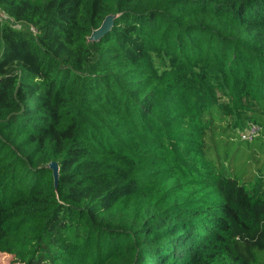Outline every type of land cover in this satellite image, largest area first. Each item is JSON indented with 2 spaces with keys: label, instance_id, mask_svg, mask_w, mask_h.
I'll return each instance as SVG.
<instances>
[{
  "label": "trees",
  "instance_id": "16d2710c",
  "mask_svg": "<svg viewBox=\"0 0 264 264\" xmlns=\"http://www.w3.org/2000/svg\"><path fill=\"white\" fill-rule=\"evenodd\" d=\"M0 12V254L264 264V0Z\"/></svg>",
  "mask_w": 264,
  "mask_h": 264
},
{
  "label": "water",
  "instance_id": "95a60500",
  "mask_svg": "<svg viewBox=\"0 0 264 264\" xmlns=\"http://www.w3.org/2000/svg\"><path fill=\"white\" fill-rule=\"evenodd\" d=\"M114 18L115 16L112 15L107 16L101 23L100 27L91 33V35L88 37V41H97L101 36L105 35L110 30ZM107 19H111L109 24H105ZM47 168L52 172L54 186H56L58 180V165L55 162H50Z\"/></svg>",
  "mask_w": 264,
  "mask_h": 264
},
{
  "label": "rangeland",
  "instance_id": "374dc122",
  "mask_svg": "<svg viewBox=\"0 0 264 264\" xmlns=\"http://www.w3.org/2000/svg\"><path fill=\"white\" fill-rule=\"evenodd\" d=\"M6 17L4 16V14H2V12H0V20L5 19ZM111 22V19H107V21L105 22V24H109ZM250 125L245 127V131H247V129L249 128ZM0 264H20L16 261L13 260V258L9 255L6 254H0Z\"/></svg>",
  "mask_w": 264,
  "mask_h": 264
},
{
  "label": "built area",
  "instance_id": "2783aa9c",
  "mask_svg": "<svg viewBox=\"0 0 264 264\" xmlns=\"http://www.w3.org/2000/svg\"><path fill=\"white\" fill-rule=\"evenodd\" d=\"M258 131V128L254 125H250L247 131L241 135L242 140H250Z\"/></svg>",
  "mask_w": 264,
  "mask_h": 264
}]
</instances>
